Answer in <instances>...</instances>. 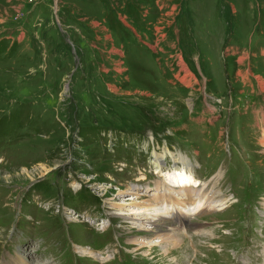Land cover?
<instances>
[{"label":"rangeland","instance_id":"rangeland-1","mask_svg":"<svg viewBox=\"0 0 264 264\" xmlns=\"http://www.w3.org/2000/svg\"><path fill=\"white\" fill-rule=\"evenodd\" d=\"M0 42V264L17 253L33 264H264V148L243 114L253 98L245 72L264 89V0H0ZM109 138L132 159L117 154V173L104 174L97 154L112 152ZM167 150L200 164L207 197L231 203L166 227L176 244L156 240L160 227L131 230L137 213L117 208L137 198L125 185L157 184L153 154ZM152 196L133 201L143 208ZM57 202L90 223L62 218ZM100 217L111 224L103 235ZM109 241L94 259L73 248Z\"/></svg>","mask_w":264,"mask_h":264},{"label":"bare ground","instance_id":"bare-ground-1","mask_svg":"<svg viewBox=\"0 0 264 264\" xmlns=\"http://www.w3.org/2000/svg\"><path fill=\"white\" fill-rule=\"evenodd\" d=\"M166 153L170 157L173 163L171 168L165 166V157L163 155L159 156L155 153L153 154L154 156L153 163L155 168L154 174L159 178V181L156 184V193L152 192V195L155 196L154 197V200H156L155 204L154 205L149 204L148 206L143 208L142 212H144V216L141 213L142 208L136 207L137 203L134 202L138 198V196L141 195V190L139 188L137 191H135L136 190L135 188L133 190L127 191L130 192L132 195H134V197H137L136 199L129 197V199H127V201L130 202L129 204L125 203L122 205L123 207L117 206V208H119L120 210L121 208L127 207V209L125 210L126 213L118 214L120 216L123 217L126 215L130 216V214L137 213L133 217L130 216V218H131V223L133 224H135L136 221H139V219L142 220V222H140L141 225L137 224L140 227V229L143 228L145 229V226H148L147 229L152 231L155 225L157 224V222L163 221L165 223L171 218V216H175L177 222H179V225L178 223L177 225L180 227L184 219L191 218L192 215L202 212L203 210L211 211L213 210L212 203L213 204L218 203L214 200L215 198L213 196H210V198L206 196L207 192H205V190L207 183L199 184L197 182V180L195 179L196 173L193 167L186 165L185 161H187V159L184 155H182L181 153L175 155L173 152L170 151H167ZM168 153H171L177 157L175 156L171 157ZM158 163L161 164L159 165V167H157ZM179 163L181 165H178ZM40 170L43 172L47 171V169L43 167ZM14 172H16V174L18 172H19L18 174L24 173L23 171H14ZM8 177L9 176H4L3 178H5L6 181H9L10 179ZM213 177L211 179L212 181L219 180L218 177L217 179H213ZM28 178L29 180L32 179L30 176L26 177V179ZM167 178H170L172 182ZM128 206H132V207H128ZM163 215L168 216L167 220L164 219ZM169 229H171V227H169ZM195 231L196 229L193 232ZM177 235L178 234L177 232L175 233V231L171 232V234L168 233H165L163 235L160 234L157 237L159 239L156 240H158L160 243L176 244L177 240L180 237V235L178 237ZM145 244H147V242ZM78 250L84 251V249L82 248H79ZM28 259L29 258L27 256H23L22 254L17 253L14 258L10 257V261L6 262L5 264H33V262L29 261Z\"/></svg>","mask_w":264,"mask_h":264},{"label":"crops","instance_id":"crops-1","mask_svg":"<svg viewBox=\"0 0 264 264\" xmlns=\"http://www.w3.org/2000/svg\"><path fill=\"white\" fill-rule=\"evenodd\" d=\"M264 56V53L262 54ZM247 58V57H246ZM244 64V63H241V65ZM249 75H252V78L251 76L249 77V85H250V88H251V101L247 102L248 107L250 110H243V114L244 113H248L250 112L252 115H253V119H254V126L256 128L257 131H262L263 135H264V101H263V98H260L259 101H254V97L257 95L255 94L252 90H253V85L251 84V81H254L255 83L258 84V86L260 85V81L263 82V78L259 75H253L249 72H245L243 78L246 79ZM240 92H242V90H240ZM258 93L259 95H262V93L264 94V92L262 91V87L259 86V90L256 92ZM260 142H264V139L260 140Z\"/></svg>","mask_w":264,"mask_h":264},{"label":"trees","instance_id":"trees-1","mask_svg":"<svg viewBox=\"0 0 264 264\" xmlns=\"http://www.w3.org/2000/svg\"><path fill=\"white\" fill-rule=\"evenodd\" d=\"M0 43H2V42H0ZM11 48H12V46H11ZM103 168H104V167H103ZM107 170H108V168L105 167L104 170H103V173H104L105 171H107Z\"/></svg>","mask_w":264,"mask_h":264}]
</instances>
